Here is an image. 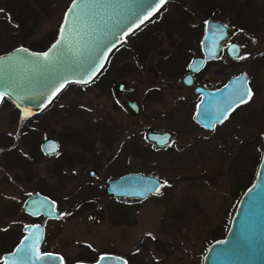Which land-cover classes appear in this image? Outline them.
Here are the masks:
<instances>
[{
    "label": "rangeland",
    "instance_id": "1",
    "mask_svg": "<svg viewBox=\"0 0 264 264\" xmlns=\"http://www.w3.org/2000/svg\"><path fill=\"white\" fill-rule=\"evenodd\" d=\"M21 1L25 3L27 0ZM71 1L54 0L49 7V13L40 20L33 38L25 40L32 42L34 39H40L45 33H53L54 29L58 28L59 31L65 7ZM175 1L169 0L164 5L165 10L158 14L150 24L129 35L131 38L128 39L125 47L111 52V63H117L116 60L122 58L124 50L130 44L135 47L139 38L146 41L142 36L152 32L157 28L156 25H160L159 29H155L153 33L158 34V38L163 40L160 47L169 49L164 40L167 33L165 18L173 11L178 24L183 23L185 18L179 8L173 9ZM180 1L187 9L194 7L190 0ZM196 1L203 4L209 2L216 8L220 4L229 3L226 8H232L231 10L234 9V11H239V9L242 11L245 8L244 0ZM255 2L260 4L262 1L256 0ZM36 8L43 14L40 6H36ZM6 15L8 13L5 9L0 8V17ZM202 15L196 13L190 17L191 19L189 18L188 22L194 27H199L202 19L206 18ZM210 15H213L210 18L222 20L237 29L239 27V31L234 33L233 40L242 44L243 54L241 57L243 58L240 57L232 62L223 57L219 66L227 64L230 68L229 71L227 70L228 72H224L225 74L221 73L220 79L223 81L230 74L246 72L254 90L250 102L244 108H240L231 121L222 126L217 133L205 137L203 136L205 133L194 131L186 134L176 127L178 129L176 137L168 150L158 151L150 159H140L138 155V159H129L127 167H124L119 164L120 158L112 161L111 156L119 148L121 124L123 123V127L129 129L134 126L130 117L120 120L123 111L122 108H118L119 106L117 109L114 107L118 102L115 94L110 96L103 94L93 83L87 84V88L75 85L65 87L40 113L39 122L36 123L39 127L32 131L35 139L32 136L29 141L31 145L37 143V147L40 149V143L47 134L49 137L62 141V150L65 154L71 148L65 137L69 132L70 137L83 144L86 151L79 150H83V154L87 152L88 166L85 169L77 168L75 170H77V177L83 171L85 174L83 181L93 182L98 186L97 201L91 209L82 210L78 214L69 213L68 210L72 208L70 207L71 197L78 185L77 180L70 182L63 178L65 176L55 175L53 168H55L56 160L60 159L59 157L37 154L39 158L33 169L35 174L37 171V176L24 182L21 177L24 171L20 169L8 170V163L0 150V264H3L2 256L13 250L4 252L10 246L9 239L11 237H6L2 230L7 227L19 228L18 226L23 229L24 225L28 223L42 222V220H36V218L26 215L22 209L25 197L37 189L50 198L55 197V201L58 202L59 218L43 221L47 229L45 240L50 248L65 253L70 264L77 261V258L93 259L95 255L105 251H115L123 256L130 255L131 261L128 258L130 264L202 263L206 249L215 241L212 235L218 229L221 230L225 227L231 205L240 198L255 176L254 170L256 164H259V157L261 158L262 134L264 133V61H257L258 58L255 57L263 54L264 51V22H262L263 25L259 32L249 35L241 27L244 22L238 20L244 19L240 13L235 14L230 10L219 11L217 9L214 13L210 12ZM159 19L160 21H158ZM4 35L0 24V39ZM16 37L18 39L12 43L8 39H4L2 44L15 45L20 42L19 34ZM132 55L133 53L123 61V63L127 62L131 70ZM152 66L153 61L150 58L146 61L145 68ZM107 73L108 69H105L100 78H106ZM137 76L138 74L130 73L123 78L132 83L136 81ZM151 78L152 73L148 76L142 73L138 84V101L141 102L142 109L138 127L139 147L144 148V151L149 149L150 145L145 139V130L148 127L163 128L168 126L169 120L163 114L172 109L178 100L177 97L183 92L177 84L163 79L161 85L165 87L162 94L164 99L150 102L144 99L142 93L149 88L148 80ZM120 79L122 77L112 81V90ZM14 107L5 101L0 104V136L15 133L17 120L19 117H23L19 113L18 119L15 118ZM180 113L181 116L183 109ZM14 118L15 123L13 122ZM65 131L67 132L65 133ZM101 138L108 141L109 144L113 140L114 142L104 149L101 146ZM122 139L125 141L126 136H122ZM19 145L17 150L20 149L27 160L31 161L33 157L35 158L28 148ZM98 151H102L101 158ZM89 169L96 171L94 177L87 174ZM117 171L119 173L139 171L156 175L167 184L157 193L158 195H153L140 202L132 223L111 225L100 220L99 211L102 205L107 203L103 191V180L108 177L106 173ZM77 198L76 196L75 199ZM87 216L91 217L90 221ZM82 244L89 246L94 253H81Z\"/></svg>",
    "mask_w": 264,
    "mask_h": 264
},
{
    "label": "water",
    "instance_id": "2",
    "mask_svg": "<svg viewBox=\"0 0 264 264\" xmlns=\"http://www.w3.org/2000/svg\"><path fill=\"white\" fill-rule=\"evenodd\" d=\"M154 7L152 0H75V3L72 0L64 12L57 37L48 48L29 49L17 46L0 54V93L4 94L0 104L6 99L23 117L38 115L66 85L90 83L101 71L112 50L156 15L162 6L153 12ZM149 13H151L149 19L143 20ZM236 31V28L226 26L221 21L208 20L203 38L204 56L191 61V72L203 67L206 59L220 55L223 46ZM57 40H61V43L53 49L52 46ZM18 49L27 51H17ZM227 51L234 58H240L243 54L241 44L236 42H230ZM46 52L49 53L47 59L43 55ZM93 71L95 75H92ZM243 78L247 80L246 74L240 73L226 82L219 91V106L217 92L196 89L202 93L196 111V120L202 127L212 130L213 122L225 112L228 115L237 106L235 100L229 101L228 97L236 88L249 87L248 83L244 85ZM182 80L187 85L191 84L187 77ZM123 84H118V90L122 89ZM56 87H60V91L52 96L51 92ZM128 104L135 113H138L135 102ZM145 137L155 146H164L173 141L174 134L167 130L150 128ZM262 141L261 158L255 176L238 199L224 237L208 246L201 264H264V133ZM53 148L55 151H52ZM57 150L58 142L52 137L44 139L41 143V151L45 154H53ZM163 182L164 180L156 175L130 172L109 179L105 190L116 197H136L144 200L157 194L155 191H145L147 187L155 188L157 183ZM22 209L33 217L39 215L47 219L59 217L55 202L38 192L31 193L24 200ZM23 230L24 235L13 250L2 256L3 264H14V256L15 264H64L59 254L40 251L45 232L43 225L28 223L24 225ZM25 237L28 239L25 240ZM33 245L32 251L29 252L31 259H19L24 255L21 250ZM36 256L40 259L37 260ZM102 256L104 259H100ZM76 264H127V262L118 255L102 254L94 262Z\"/></svg>",
    "mask_w": 264,
    "mask_h": 264
},
{
    "label": "flooded vegetation",
    "instance_id": "3",
    "mask_svg": "<svg viewBox=\"0 0 264 264\" xmlns=\"http://www.w3.org/2000/svg\"><path fill=\"white\" fill-rule=\"evenodd\" d=\"M191 3L194 5L193 8H185L183 6V2L181 1H175V5L173 9L179 8V10L185 15V18L183 19V23L178 24L176 22V19L174 17V11L169 13L167 17L165 18V31L167 32L165 35V41L167 43V46L169 49L161 48L160 46L163 44V40L158 38V34H154L153 31L155 29H159V26L156 25L157 28H155L152 32H149L142 37L145 38L146 43L143 42L144 39L139 38V40L135 43L133 55H132V70H130V73L133 74H138L137 79L135 82L130 83L127 79L123 78L120 79L119 82L116 83L115 87L112 90V85L111 84H105V87L102 89L103 94L107 95H112L113 93L115 94L116 99L118 100L117 103H115L114 107L117 109L122 108L121 110L123 111V114L120 115L122 116L123 120L125 118H131L133 122V128H124L123 123L121 124V140L119 143V148L116 150V153L111 156V160H119V164H122V166H126L129 163V159L135 158L138 159V149H139V117L141 114V102L138 101L139 98V88L138 84L141 79L142 73L147 74V76L152 73V78L148 80L149 88L143 91V96L144 99L148 101H162L164 99L163 90L165 87L161 85V82L163 79L167 80L168 82H173L174 84L178 85V88L181 89L183 92L177 97V102L174 104L172 109L170 111H166L163 115L167 117L169 120V125L165 126L163 128L161 127H148L145 130L144 136L146 135V132L148 129L153 128L157 130H167L170 131L174 134V138L176 137L178 129L176 127H179L181 130L184 132L190 133V132H199V133H205L203 136L207 137V135L211 136L219 131V129L224 126L226 123L230 122L231 119L233 118L234 114L240 109L244 108L249 102L250 99L247 103L240 104L233 108L229 114L227 115V119H225L222 123H216L214 128L212 130L205 129L202 127L196 120V111H197V106L198 103L201 101L202 98V93L201 91H197V88H202L205 90H211L214 92H217L216 98H218L219 91L220 89L226 84V82L231 78L236 75H239L240 73H245L247 76V83L249 87L252 89V92L254 91L251 85V81L249 79V75L246 72H239L237 74H230L229 76L225 77L223 81H221L220 76L221 73H226V71L230 68L227 64H223L222 67L219 66L220 62L223 60L222 58H227L228 60L235 62V59L231 57L228 54L227 48L230 42H236L237 41L233 40L235 34L239 31L238 29L234 26L229 25L228 23H225L222 20L219 19H213L210 18L213 15H210V12L214 13V11H217L218 8H216L213 5H210L208 3H197L195 0H190ZM194 1V2H193ZM256 0H244L245 8L244 10L239 9V11H234L231 10L232 8H224V10H230L233 11L235 14H241L243 15L244 19H238L239 21H243L244 25L241 26L244 31H246L249 35H255L256 32H259L261 30V27L263 25L262 22H264V0H261L262 2L256 3ZM168 2V0H167ZM166 2V3H167ZM166 3L164 5H166ZM202 4V5H201ZM243 4V3H242ZM163 8V10H162ZM159 12L154 16L153 18H156L158 14L163 12L165 10V7L163 6ZM243 8V7H242ZM162 10V11H161ZM203 14L202 16H206V18H203L201 21V24L199 27H194L191 25L188 20L192 15L194 14ZM208 16V17H207ZM152 19V18H151ZM191 19V18H190ZM154 20V19H153ZM152 20V21H153ZM208 20H213V21H221L223 22L226 26L236 28L237 31L235 34L231 37V39L223 46L222 52L220 55H215L209 59L205 60V63L203 67H201L198 71L196 72H191L190 70V64L191 61L194 58L198 57H203L204 56V47H203V38L205 35V24ZM160 21V19L158 20ZM149 23V21H148ZM147 23V24H148ZM150 24V23H149ZM144 26V25H143ZM145 26H147L145 24ZM142 27V26H141ZM140 28V27H139ZM138 28V29H139ZM137 29V30H138ZM141 30V29H140ZM139 31V30H138ZM134 33V32H133ZM132 33V34H133ZM124 42V41H123ZM122 42V43H123ZM121 43V44H122ZM240 44V43H239ZM127 44H124V46ZM130 46V45H129ZM127 48H130V47ZM242 46V44H241ZM115 49V48H114ZM122 49V48H121ZM243 49V46H242ZM253 57V56H252ZM257 61H264V51L263 54H259L255 56ZM253 57V58H255ZM151 58V61H153V66L145 68L146 61ZM126 58H121L120 60L117 61V64L120 66L123 64V61H125ZM255 61V62H257ZM122 67V66H120ZM221 68V69H220ZM181 69V70H180ZM180 70V71H179ZM229 71V70H228ZM227 71V72H228ZM129 73V74H130ZM224 73V74H225ZM187 77V80L191 81L190 85H187V83L183 82V78ZM91 83V82H90ZM88 83V84H90ZM119 83H124L122 86L121 90H118L117 86ZM254 94V92H253ZM253 96V95H252ZM215 99V98H214ZM135 102L138 106V113H135L131 106L128 103ZM219 98L217 99V106H219ZM183 113L180 116V112ZM125 117V118H124ZM245 127H247L245 125ZM248 128V127H247ZM67 130V129H66ZM67 131H65L66 133ZM69 132L65 135L66 137V142L70 143L71 148L66 151V153H63L62 150V141L55 138L58 142V150L54 154H44L45 156H55L59 157V160H56V165L58 167L60 166V176H65L63 177L67 181L73 182V180H77V188L75 190V193L73 197H71V206L72 208H76L79 205L74 204V202L78 203L81 199H85V196H90V206H88V209H91L93 204L97 201L98 197V186L94 184L93 182H88V181H83L84 179V172L82 171L79 173V177H77V168L79 169H85L86 166H88V163L86 162L87 160V152L83 154V150H85L84 145L81 144L79 141H77L75 138H72L68 135ZM122 136H126V140L123 141ZM146 139V137H145ZM147 140V139H146ZM101 146L102 148L106 146H110L113 144L114 140L110 142L103 140L101 138ZM174 141V139H173ZM173 141L169 145H164V146H155L148 142L152 147H154L157 151H166L168 150ZM42 143V142H41ZM40 143V147H41ZM83 149V150H79ZM105 149V148H104ZM86 151V150H85ZM99 152V151H98ZM90 153V152H89ZM88 153V154H89ZM100 158L102 157V151L99 152ZM126 158V159H125ZM29 161L28 168L23 172L22 175V181L28 182V180H31V177H36L37 176V171L36 174L34 172V164L37 163L38 157H33V159ZM100 162V161H99ZM99 164V163H98ZM203 164V163H201ZM97 167L96 165H94ZM55 167V166H54ZM67 169L66 171L64 169ZM104 168V167H103ZM55 173V168L54 171ZM95 170L94 169H89L87 171V174L91 177H94L95 175ZM134 173V172H139V171H124L119 173V171L114 172V173H106L108 177L104 178V195L106 196V204L102 205V208H100V220L104 221L105 223L111 224V225H121L125 223H132L134 220L135 212L138 209V206L141 201L136 197L132 198H127V197H116L114 195L108 194L105 190L107 181L109 179H114L121 177L127 173ZM82 178V179H81ZM165 186V185H164ZM163 186V188H164ZM33 192H38L41 193V190L37 189ZM31 192V193H33ZM30 193V194H31ZM28 194L25 199L30 195ZM45 195V194H43ZM158 195V194H157ZM76 196L78 197L77 199ZM156 196V195H154ZM50 198V197H49ZM24 199V200H25ZM55 202V207L57 209V202L55 201V197L51 198ZM238 201V200H237ZM237 203V202H236ZM68 210L69 213H74V209ZM84 209V210H88ZM59 212V211H58ZM27 215V214H26ZM29 216V215H28ZM60 216V214H59ZM36 218V220H42L40 222L41 225L44 226V238L40 246V251L42 253H56L59 254L63 261L64 264H70L68 262V256L63 253V252H57L55 251V248H50L48 246V243L46 242L45 238L47 235V229L45 227V224H43V221H50V220H55V219H47L42 215H39ZM59 218V217H58ZM57 218V219H58ZM132 220H129L131 219ZM87 219L90 221L91 217L87 216ZM33 223H39V222H33ZM83 249L81 253L83 254H93L94 251L87 245L82 244L81 246ZM80 253V252H79ZM102 254H114L123 257L127 264H130L128 262V258L130 259V255H124L119 254L110 251H105L102 252L97 256L95 259L90 260H85L81 258H77V261H75L72 264H76L78 262H94L98 259V257ZM93 256V255H92Z\"/></svg>",
    "mask_w": 264,
    "mask_h": 264
},
{
    "label": "trees",
    "instance_id": "4",
    "mask_svg": "<svg viewBox=\"0 0 264 264\" xmlns=\"http://www.w3.org/2000/svg\"><path fill=\"white\" fill-rule=\"evenodd\" d=\"M53 1L54 0H41V1L40 0H27L25 3H22L21 0H0V8L5 9V11L8 13V15H6L5 17H0V24H1V27L3 29V32L5 33L3 38L0 39V54L11 50L12 48H14L17 45H23V46L30 48V49H46L56 39L57 34H58V28L56 30L54 29L53 33H45L40 39H34L32 42L31 41L29 42L25 39L27 38L28 40H30L31 37L33 38L34 34L37 31L36 29H37V26H38L40 20L43 18V16H46L49 13V7L53 4ZM33 4H35V5H33ZM228 4L229 3L220 4L218 6L219 11L223 10L226 6H228ZM36 6L41 7L43 14L40 13L39 10H37ZM67 6L68 5H66L65 9L67 8ZM153 19L154 18L149 20V23H151ZM148 24H146V25H148ZM144 27H145V25L140 27L138 30H140ZM138 30H136L135 32H137ZM18 34L20 37L19 38L20 42H18L17 44H15V45H10V44L6 45V43L2 44L4 39L5 40L8 39L11 43L14 42V40L18 39L16 37V35H18ZM129 38H131V36H128L122 44H120L115 49H113L112 53L118 49H121L122 47H125L124 44L127 43ZM143 42L146 43V41H143ZM129 47L130 48H127L126 50H124L122 58L127 59L128 56L133 53L134 46L132 44H130ZM132 49H133V51H132ZM112 53H110V55L108 56L107 61L104 65L103 69L99 72V74L96 76V78L91 82L93 84H96L97 88L100 91H102V89L105 87V84H107V85L111 84L112 81H115L121 77L126 76L127 74L130 73V70H131V68L127 64V62L123 63L122 67H120L116 62L111 63ZM116 61H118V60H116ZM105 69H108V73L106 75V78L105 77H104L105 79L100 78L103 75V72ZM72 85L82 87V88H87V85H77V84H69L66 87L72 86ZM2 101H5L10 105H13L12 103H10L6 99H3ZM14 109L16 111L15 118L18 119V117H19L18 115L20 112L17 108L14 107ZM39 116H40V114L28 116L26 118L25 117H19V120H17V123H16L17 125L15 127V133H13V134L7 133V134L0 136V150L3 153V157L6 161V163H8L7 164L8 170L20 169L21 171H25L28 168L29 161L21 153L20 149L17 150L19 144L24 145V147L28 148L34 154L35 157L39 158V156H37V154L40 156H45L41 152V150L38 149L37 143H34V145H31L30 141H29V139L32 136L35 139V135L32 131L37 130L39 127L38 124H36L37 122H39L38 121L40 119ZM15 118L13 121L14 123H15ZM47 137H49V136L46 134L44 136V138H47ZM144 150L145 149L142 147H139V149H138V155H139L140 159H144V158L150 159L153 156H155L156 152H158L151 145H149V149H147L146 151H144ZM260 156H261V153H260ZM259 160H260V157H259ZM257 166H258V163L256 164L254 174H255V171L257 169ZM53 171H54V168H53ZM59 171H60V166L58 167V165H56V163H55V175L60 176ZM21 177H22V175H21ZM17 178H20V177H17ZM251 182L252 181H250L249 184ZM90 196L89 195L85 196L86 198L81 199L80 201H78V203L74 202V204L79 205V206L76 207L77 210H76V208H72L75 210L74 213H72V214H78L82 210L88 209V206H90V204H91L90 203V198H91ZM71 202L73 203V201H71ZM235 202H237V201L235 200L230 207V210H229L230 214L227 217V224L225 225V227L223 225L224 228H222L221 230L218 229L217 231H215V233L212 235L213 240H217L219 238H222L225 235L226 229L228 227L230 216H231V214L234 210V207H235ZM18 227L19 228L7 227V228H4L2 230L3 231L2 233L4 235H6V237H11L9 239L10 246L8 249L4 250V252L11 251L13 249V246H15L18 243L21 236L23 235L22 227H20V226H18ZM99 254L95 255L93 259L97 258V256Z\"/></svg>",
    "mask_w": 264,
    "mask_h": 264
},
{
    "label": "snow or ice",
    "instance_id": "5",
    "mask_svg": "<svg viewBox=\"0 0 264 264\" xmlns=\"http://www.w3.org/2000/svg\"><path fill=\"white\" fill-rule=\"evenodd\" d=\"M167 2V0H152V4L155 5V7L152 9V11H157L161 6H163L165 3ZM74 3H75V0H74ZM75 9H73L74 11ZM151 15V13H149L148 15H145L143 17V20H147L149 19V16ZM143 20H141V23H143ZM61 43V40H57L56 44H53L52 48L53 49H56L57 46ZM17 51H27L25 49H18ZM238 51V49H237ZM44 58L47 59L48 56H49V53H44ZM243 58V57H241ZM98 70V69H96ZM92 75H95V71L92 72ZM238 79H242V78H238ZM243 83L244 85L246 86L247 85V80L246 78H243ZM62 87V85H61ZM60 91V87H56L54 91L51 92V95L52 96H55L56 92ZM3 93H0V99L3 98ZM252 95H253V92H252V89L250 87H243V88H236L234 89V91L230 94V96L228 97V100L229 101H233L235 100L237 106L239 104H244V103H247L251 98H252ZM224 119H227V113L225 112L223 116L219 117L217 121L213 122V124L211 125L212 127L215 126V123L216 122H219V123H222ZM208 126V125H206ZM52 151H55V148L52 149ZM167 182H163V184H160V183H157L156 187L155 188H152V187H147L145 189V191L147 192H152V191H155L156 193H159L160 192V188L163 187L164 185H166ZM28 237H25V240H27ZM23 243V241L21 242ZM34 247L33 246H30L29 248H25V249H22L21 251L24 253L23 256L19 257V259L23 260L25 258H28V259H31V256H29V252L32 251V248ZM37 260L40 259L39 256H36L35 257ZM100 259H104V257L102 256ZM14 264H15V256H14Z\"/></svg>",
    "mask_w": 264,
    "mask_h": 264
}]
</instances>
